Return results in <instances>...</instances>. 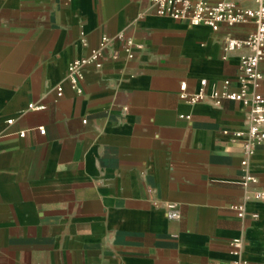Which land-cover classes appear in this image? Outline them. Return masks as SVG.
Returning a JSON list of instances; mask_svg holds the SVG:
<instances>
[{"label": "crops", "instance_id": "crops-1", "mask_svg": "<svg viewBox=\"0 0 264 264\" xmlns=\"http://www.w3.org/2000/svg\"><path fill=\"white\" fill-rule=\"evenodd\" d=\"M252 29L193 25L149 0H0V264H230L233 239L264 264V200L252 197L264 141L242 165L246 108L178 96L181 82L236 89L243 50L225 39ZM119 32L142 47L128 57L110 41L78 92L69 63Z\"/></svg>", "mask_w": 264, "mask_h": 264}, {"label": "built area", "instance_id": "built-area-1", "mask_svg": "<svg viewBox=\"0 0 264 264\" xmlns=\"http://www.w3.org/2000/svg\"><path fill=\"white\" fill-rule=\"evenodd\" d=\"M63 4H69L71 0H59ZM155 12L159 15H168L175 19H183L188 23L197 25L205 24L212 30H217L221 24L233 26L237 24H252L253 29L243 38L227 37L225 50L241 49L239 57L240 73L236 78L237 87L231 90L230 81L225 79L221 87L206 91L204 81L196 91L188 92L186 83L179 85L178 96L180 99L194 104L209 99L214 105H219L223 100L240 102L247 112V122L243 129L234 131L238 137H243L242 153L244 157L241 164H246V158L255 148L264 141V95L260 91L262 73L259 64L264 61V0H149ZM118 40L125 44L127 56H133L134 49H140L142 45L125 36L122 32L114 36L102 35L96 48L89 55L72 60L67 68V78L73 88L80 92L79 82L82 79L83 67L87 65L101 66L106 58L108 43ZM85 44V41H83ZM57 95L62 96V87L57 86ZM43 104L29 103L31 110L43 109ZM186 117H188L186 115ZM40 133L44 132L38 127ZM24 134V131L21 132ZM252 179L245 176V180ZM252 197L264 200V191H254ZM165 214L169 219L181 217L175 203H165ZM237 216L243 217L242 205H233ZM256 216V215H253ZM233 259L230 264H247L241 256V240L233 239Z\"/></svg>", "mask_w": 264, "mask_h": 264}]
</instances>
